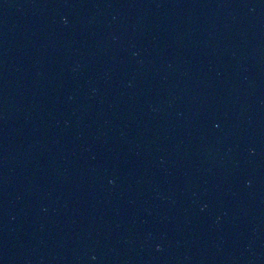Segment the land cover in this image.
<instances>
[{
    "label": "water",
    "instance_id": "obj_1",
    "mask_svg": "<svg viewBox=\"0 0 264 264\" xmlns=\"http://www.w3.org/2000/svg\"><path fill=\"white\" fill-rule=\"evenodd\" d=\"M57 264H264V0H163Z\"/></svg>",
    "mask_w": 264,
    "mask_h": 264
}]
</instances>
